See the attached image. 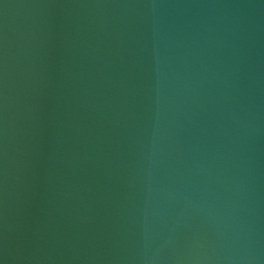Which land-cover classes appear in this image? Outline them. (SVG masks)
I'll return each mask as SVG.
<instances>
[{
    "label": "water",
    "instance_id": "obj_1",
    "mask_svg": "<svg viewBox=\"0 0 264 264\" xmlns=\"http://www.w3.org/2000/svg\"><path fill=\"white\" fill-rule=\"evenodd\" d=\"M0 264H264V0H0Z\"/></svg>",
    "mask_w": 264,
    "mask_h": 264
}]
</instances>
